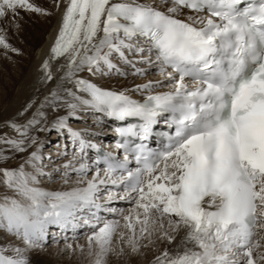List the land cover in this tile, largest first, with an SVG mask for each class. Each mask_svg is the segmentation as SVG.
<instances>
[{
	"label": "snow or ice",
	"instance_id": "6c2138e0",
	"mask_svg": "<svg viewBox=\"0 0 264 264\" xmlns=\"http://www.w3.org/2000/svg\"><path fill=\"white\" fill-rule=\"evenodd\" d=\"M55 4L58 10L60 0ZM18 8L50 14L29 0H0V18L10 13L14 22ZM0 45L10 47L3 34ZM50 60H60L55 70ZM137 62L155 66L163 78L133 85L146 93L143 100L78 75L125 76L124 64L142 76ZM41 67L51 90L18 113L23 123H0L15 133L0 132V161L35 146L17 167H0V184L12 193L0 196V230L20 241L0 245V264H29L27 253L43 247L49 225L74 231L81 221L89 225L91 264L123 253L114 240L136 252L157 239L171 244L177 235L174 248L164 247L151 264H264V0H65ZM47 108L67 113L49 122ZM80 108L140 121L115 129L123 159L105 151L87 163L86 149L98 145L66 124ZM160 113L174 125L167 143L130 144L128 137L143 139ZM65 128L75 151L61 178L68 184L75 171V186L38 187V177L50 173L35 132ZM129 153L135 168L128 167ZM104 185L123 188V195L107 188L108 200L132 204L127 214L121 210L123 224L97 216ZM65 246L73 247L67 237Z\"/></svg>",
	"mask_w": 264,
	"mask_h": 264
},
{
	"label": "bare ground",
	"instance_id": "6f19581e",
	"mask_svg": "<svg viewBox=\"0 0 264 264\" xmlns=\"http://www.w3.org/2000/svg\"><path fill=\"white\" fill-rule=\"evenodd\" d=\"M117 2V0H113ZM30 3L35 4L36 6L47 9L50 14L39 13L26 9H17L18 15L14 18L9 13L7 17L0 18V34H3L6 37L9 48L3 47L0 45V123H3L6 120L15 119L19 123L24 122V117L18 115L25 106L32 100H35L37 103L52 88L53 82L44 81L41 77L44 75V70L41 67L43 61L49 57L50 48L54 43L55 36L57 34L60 18L65 6V0H60L59 9L57 10L55 0H29ZM143 2L152 3L153 0H143ZM187 11V10H185ZM183 18V17H181ZM13 49H17V51H13ZM60 62V60H50V66L53 70H55L56 65ZM122 65V64H121ZM78 75L86 77L92 80L95 83L107 88L113 89H123L127 88L129 90L128 94L137 99L140 93L146 94L143 91H136L133 88V85L142 84L137 83L135 81L134 76L132 75H112L108 77H93L89 75L87 72L79 73ZM158 78V77H157ZM160 79L163 78L160 76ZM71 86V85H68ZM154 91H166V87H158L154 88ZM135 92V93H134ZM135 94V95H134ZM142 97L141 99H143ZM83 112L90 111L91 114H94L97 126L99 128L103 127L104 124H111V128L114 123L111 118H109L104 113H98L92 109L85 110ZM30 110L26 115H30ZM45 111L48 113V121L51 122L55 116L57 115H65L67 113V109L61 108L57 112H53L52 109L47 108ZM89 113V114H90ZM75 116V115H74ZM74 116H69V118L73 119ZM68 118V119H69ZM67 119V120H68ZM67 124V122H66ZM113 130V128H112ZM63 131V130H62ZM61 131V132H62ZM0 132H7L9 135H15V133L9 128H0ZM44 131H36L35 135L39 137L37 143L41 144L45 137L42 135ZM83 138L87 137L88 139L94 141L95 138L93 136H98L101 130H96L94 133L91 131L88 132L87 129L80 130ZM65 133V132H64ZM106 137H111L112 132L107 131L104 132ZM114 133V131H113ZM62 134V133H61ZM89 136V137H88ZM114 136V134H113ZM71 142V138L68 137ZM94 139V140H93ZM102 140V139H101ZM100 140V141H101ZM73 143V142H72ZM109 147L113 148V150L117 147L114 141L109 142ZM0 147H4L0 145ZM33 146H30L26 152L23 153H14L11 158L7 161H0V165L2 167H17L19 164V159H26L28 153L33 151ZM39 149V148H38ZM87 159L90 160V164L93 159V152L91 149H86ZM98 167H102L97 165ZM103 171V170H102ZM100 173V175H104V172ZM94 174V173H93ZM92 177V176H91ZM88 177V178H91ZM43 189L48 190L44 186H38ZM109 187V186H108ZM69 188V187H68ZM118 188V187H117ZM67 188H62L60 190H66ZM58 190V189H51ZM115 192V190H112ZM121 193L123 194V188L121 187ZM117 192V191H116ZM118 193V192H117ZM12 195L11 191L6 189L2 184H0V196L3 195ZM127 199H121L118 203L121 205L126 204ZM110 200L104 198V201H101V208L106 211V208L109 206ZM111 208V207H109ZM120 208V206H119ZM109 211V210H108ZM107 211V212H108ZM102 212L97 211V215L101 217V221H107ZM105 214V213H103ZM104 216V217H102ZM106 219V220H105ZM109 221V220H108ZM123 222V221H121ZM81 226V227H80ZM78 226L74 231L72 229L62 230L58 225L57 227H53L52 232L60 234V236L66 234L69 236L78 235L81 233L82 227L87 226L83 224L81 221V225ZM89 226V225H88ZM7 238L5 237V232L0 230V245L7 244L9 242L13 244H19L20 241L13 235L9 234ZM182 235V233H181ZM180 235H177L176 240H174L171 244L167 241L156 240L155 244H149L147 247L148 253L144 254V249L140 248L136 252H132L131 249L126 244L123 248L124 251L120 255H117L115 252L110 253L107 257V264H151L154 256L159 255V252L164 249V247H168L169 250H172L175 244L179 241ZM148 244V241L145 239L142 241ZM121 246L117 245V251ZM125 250H127L130 254L133 253L134 256L125 254ZM58 251V250H57ZM50 251H44L42 248L31 249L27 253L29 257V264H53L51 258L49 256ZM9 254H11L9 252ZM77 259L75 262L70 264H91L94 257L88 255L87 246L84 249L78 248Z\"/></svg>",
	"mask_w": 264,
	"mask_h": 264
},
{
	"label": "rangeland",
	"instance_id": "374dc122",
	"mask_svg": "<svg viewBox=\"0 0 264 264\" xmlns=\"http://www.w3.org/2000/svg\"><path fill=\"white\" fill-rule=\"evenodd\" d=\"M129 58L131 59L132 57L130 56ZM120 67L126 73H128V75L134 76L135 81L137 83H145L146 81H149V80H153V81L161 80L160 74L157 71L155 66H148L144 63L137 62L136 67L145 69V74L142 76L138 75V74H134V69L129 65H124V64L121 65L120 64ZM144 95L145 94L140 93L138 95V98L141 99L142 97H144ZM89 113H90V111L89 112L88 111L83 112V109H81V108L78 109L76 111V114L73 117V119L69 118L66 121L67 126L71 127L74 130H79V131L80 130L86 131V129H87V131L88 132L91 131V133L92 132L94 133L96 130H99V131L101 130V132L99 133L98 136H93V138L96 137L95 140L94 139L93 140L101 148L107 149V150H112L113 148H111V146L109 147L108 143L112 142V140L114 138L113 137L114 133L112 130L113 127L111 128V124L109 123V124H104L103 127L99 128V126H97V124H96L97 119L95 118L94 114H91V113L89 114ZM107 131L112 132L111 133L112 136L109 138L104 136L105 135L104 132H107ZM42 135H44L45 139L41 144H39L40 145L39 149H36V150L39 152L40 156L42 157L41 163H42V166L44 168V171L46 173H50V176L45 175L42 177H38L39 184L37 186H44L48 190H51V189L60 190L62 188H68V187L75 186L73 182L78 179L75 171H69L68 172V180H69L68 184L63 183V180L61 178L62 173L64 171V168H63L64 163L66 161L72 160V154L75 151V146L73 145V143L69 139H67L69 137V134L67 132V128L61 129V130H56V129L47 130V131H44L42 133ZM84 139H88V138L85 137ZM34 148H35V146L33 147V150H34ZM19 160L20 161L18 164L22 163L24 161V158H21ZM87 163H89V165L92 164V163L90 164V160H88V159H87ZM0 167H2V166L0 165ZM25 167H26V169L28 168L27 165ZM93 173H94V168L90 167L89 172H88V177H91L93 175ZM108 186L111 187L112 190H115L114 193H116L117 195H123V194H119L122 192L121 188H117V187L111 186V185L100 186V193H99L100 202L104 201V198H106V195H107L106 189L109 188ZM119 201H121V199L110 200L108 206L111 208H109V207L106 208V211L103 208L99 209V212H102L101 214L105 216L107 221L108 220H121V221H123L122 217H121V210H123L124 214H127V212L131 209L132 204L130 201L127 200L125 202L126 204H124V205H121V203H118ZM119 206H120V208H119ZM113 210H115V211H113ZM103 213H105V214H103ZM104 216H102V217H104ZM121 224H123V222H121ZM86 226H87V229H85L86 227L84 226V227H82L80 234L73 235V236H69L66 234L60 236L59 232H58V234L52 232L53 227H57V225H49L48 226L46 240H45L43 247H41V248L44 251H50L49 256H50L53 264H70V263H73L76 261V259H77L76 252L78 250L77 244L84 245V248L87 246L86 235L89 233V226L88 225H86ZM5 235H6L5 236L6 238L8 236H10L6 232H5ZM65 237L68 238V243H71L73 245L72 249H68L65 246ZM74 237H75V239H74ZM145 243L146 242H143L142 245ZM113 244L115 247H117V245L121 246V247H124L126 245V244H120L116 240L113 241ZM141 248L144 249V254L148 253L147 247L142 246ZM125 254L130 255L131 257L134 256L133 253L130 254L127 250H125Z\"/></svg>",
	"mask_w": 264,
	"mask_h": 264
}]
</instances>
